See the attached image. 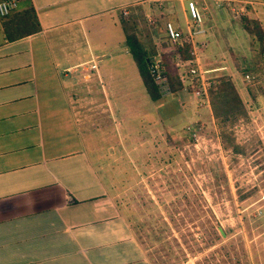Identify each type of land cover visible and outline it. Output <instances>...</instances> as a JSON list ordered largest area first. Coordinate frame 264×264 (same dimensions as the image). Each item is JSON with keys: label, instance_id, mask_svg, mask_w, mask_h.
<instances>
[{"label": "crops", "instance_id": "0c3cea01", "mask_svg": "<svg viewBox=\"0 0 264 264\" xmlns=\"http://www.w3.org/2000/svg\"><path fill=\"white\" fill-rule=\"evenodd\" d=\"M185 1L166 0L173 22L186 19ZM195 1L209 49L249 39L223 2L264 30V0ZM141 4L16 0L0 17V264H148L106 178L107 159L124 156L114 143L133 135L129 120L160 123L156 104L169 95L148 96L124 42L123 19ZM29 7L38 28L15 35L31 26Z\"/></svg>", "mask_w": 264, "mask_h": 264}, {"label": "rangeland", "instance_id": "374dc122", "mask_svg": "<svg viewBox=\"0 0 264 264\" xmlns=\"http://www.w3.org/2000/svg\"><path fill=\"white\" fill-rule=\"evenodd\" d=\"M141 2V6L127 15L126 27L140 37L148 57L160 56L166 50L160 42L167 21L181 29L183 37H188L187 14L186 19L181 13L175 15L177 22H173L164 11L166 0ZM234 2L241 6L248 4L246 0ZM223 4L237 18V25L240 21L242 26V16L253 18L244 8L243 13L236 10L232 1ZM198 8L201 23L197 28L204 29L205 16ZM204 31L192 38V59L195 57L196 64L191 66L197 71L206 70L203 76H211L212 84L232 73L230 78L244 108L228 119L216 118L206 98L193 92L196 87L188 86L189 82L184 84L181 97L169 94L156 104L160 108L161 124L148 126L149 119L145 116L129 120L133 135L144 130L140 136L143 138L134 140L129 134L124 145L114 143L115 154L120 151L124 156L107 159L113 171L106 173V178L114 188L119 208L129 216L133 236L148 264H203V257L221 243L233 244L240 251V262L247 260L243 264H264V37L260 45L256 41L251 43V38L240 43L236 47L241 52L230 40L209 49L207 39L200 37ZM262 31L264 35L263 28ZM170 60L173 66L179 61L174 57ZM226 63V73L223 70L222 74L217 73L227 67ZM211 65L216 67L207 68ZM176 69L181 71L178 66ZM154 126L159 130L153 132ZM197 203L203 209L197 208L198 218L191 212ZM257 217L261 218L260 222L254 223ZM161 220L168 224L163 229L167 238L158 241L154 234ZM200 220L205 230L207 220L222 227L224 234L220 242L205 246L207 233L200 227ZM137 221L134 229L138 234L132 228Z\"/></svg>", "mask_w": 264, "mask_h": 264}, {"label": "trees", "instance_id": "16d2710c", "mask_svg": "<svg viewBox=\"0 0 264 264\" xmlns=\"http://www.w3.org/2000/svg\"><path fill=\"white\" fill-rule=\"evenodd\" d=\"M27 15V21L29 22V19H32L31 26H27V28L18 31L15 33V35H21L27 32L35 31L38 28V24L36 22L35 16L32 12V9L29 7L27 10L24 11ZM8 16V14L6 15ZM4 16V18L6 17ZM242 19V26L245 29V31L249 35V39L251 40V43L257 42L258 45L262 42V36L263 32L261 27L259 26L257 19H248L244 16L241 17ZM248 23H252V26H249ZM123 30H124V42L125 45L128 48V51L136 65L138 74L141 78V81L145 87V90L148 94V96L152 100H156L161 97L160 93L158 92L156 85L153 81L152 76L150 75L148 66L150 58L148 57V50L146 49L145 45L141 41L140 37L135 33L134 30H129L127 26V20L123 19ZM164 30V29H163ZM254 36V37H253ZM160 45L166 46V52L161 51L160 58H161V64L163 66L164 74L169 82V88L170 92L169 94L175 95L180 91L183 87V84L178 76V69H176V66L172 65V62L170 60L171 57L176 58V60L183 61L187 59H192V50L189 43L185 42L182 37H179L176 42H171L168 38H166L165 35L162 36ZM257 45V46H258ZM253 46V45H252ZM175 63V62H174ZM242 70V68H241ZM207 99L210 111L212 115L216 118H222V120L230 118L233 114H238L242 111L244 108L243 101L241 97L239 96V93L230 78V76L225 75L223 77L218 78L217 83H211L207 87ZM238 192V189H237ZM239 195H243L242 193ZM197 208H199L201 211V206L197 203L196 209L191 207V212L195 215V217H199L197 214ZM262 211H264V208H262ZM258 219H253V222H260L261 218L257 217ZM207 220V226L208 228L205 230L204 225L202 223V220L199 221L200 227L205 230L207 233L206 242L204 243L205 246L209 244H214L217 242L221 235L224 234V231L222 227L219 224L212 225L209 224ZM138 225V221L133 224V230L135 233L138 234V232L134 229V226ZM168 226L166 221H159V225L156 227V232L154 234V238L158 241L166 239V235L163 234V229H165ZM205 225V227H207ZM249 230V227L246 226ZM155 228V227H154ZM159 230H158V229ZM168 228V227H167ZM210 232V233H209ZM193 238V235L191 236ZM221 240H219L220 242ZM240 251H237V248L233 244H226L221 243L218 247L212 248L211 253L207 257H203L202 261L203 264H243L246 263L247 260H244L243 263L240 262ZM177 258V255H175V259ZM221 262V263H220ZM249 262V261H248ZM201 264V263H200Z\"/></svg>", "mask_w": 264, "mask_h": 264}, {"label": "built area", "instance_id": "2783aa9c", "mask_svg": "<svg viewBox=\"0 0 264 264\" xmlns=\"http://www.w3.org/2000/svg\"><path fill=\"white\" fill-rule=\"evenodd\" d=\"M221 1L223 0H214V2H216L217 4H219V2ZM15 6H16V0H0V17H4L7 14H9L15 8ZM241 9L242 8L239 9L240 13H242ZM122 12L126 13L125 10H122ZM185 12L190 19V24L187 23L185 25L186 34L188 37L185 36L183 37L182 30L173 26V24L170 23L169 21L165 23L163 29L166 37L171 42H176L179 37H182L185 42L189 43L190 46L193 47L194 39L192 38L196 35V33L200 31L202 32L204 31V29H201L199 27L197 28V26H200L201 23V13L195 0L185 1ZM149 58L150 61H149L148 69L150 75L153 78V81L156 85L158 92L160 94L169 93L170 92L169 82L164 74L160 56L152 55ZM194 60L195 57L194 59H187L183 61H178L176 63L177 66L181 68V71L178 72L179 79L181 80L183 87H185V85L189 82L188 86L196 87V89L193 92H195L200 96H204L206 98L205 101H208L207 87L213 82V79L211 76H207V77L203 76V72H206V70H203V72L199 70L198 71L195 70V67L191 66L193 63L196 64ZM90 66L95 67V63H91Z\"/></svg>", "mask_w": 264, "mask_h": 264}]
</instances>
